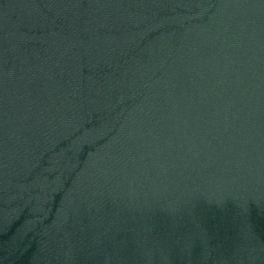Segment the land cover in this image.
Wrapping results in <instances>:
<instances>
[{
	"label": "water",
	"instance_id": "obj_1",
	"mask_svg": "<svg viewBox=\"0 0 264 264\" xmlns=\"http://www.w3.org/2000/svg\"><path fill=\"white\" fill-rule=\"evenodd\" d=\"M0 264H264V0H0Z\"/></svg>",
	"mask_w": 264,
	"mask_h": 264
}]
</instances>
